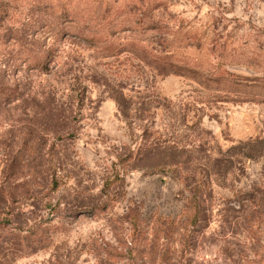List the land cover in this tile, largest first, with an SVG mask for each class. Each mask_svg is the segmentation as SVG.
Segmentation results:
<instances>
[{"label": "rangeland", "instance_id": "1", "mask_svg": "<svg viewBox=\"0 0 264 264\" xmlns=\"http://www.w3.org/2000/svg\"><path fill=\"white\" fill-rule=\"evenodd\" d=\"M0 264H264V0H0Z\"/></svg>", "mask_w": 264, "mask_h": 264}]
</instances>
